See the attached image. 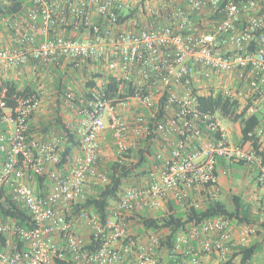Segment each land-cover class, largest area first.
Listing matches in <instances>:
<instances>
[{"label": "built area", "instance_id": "built-area-1", "mask_svg": "<svg viewBox=\"0 0 264 264\" xmlns=\"http://www.w3.org/2000/svg\"><path fill=\"white\" fill-rule=\"evenodd\" d=\"M29 2L34 9L28 24L17 38L10 36L13 46L0 47V79L21 82L20 72L34 63L36 72L60 62L103 63L133 94L114 103L96 93L80 111L79 149L65 161L63 136L28 137L43 98L14 96L9 108L0 97V188H8L32 216L30 229L0 221V264H225L233 256L240 264L242 251L254 243V227L238 226L236 240L234 223L221 217L163 245L161 234L135 227L132 219L167 213L173 202L188 211L200 209L207 195L217 198L221 175L228 176L226 168L218 173L219 160L244 163L264 184V0H91L107 26L88 20L90 0ZM120 12L134 18L119 25ZM83 25L93 28L91 38L63 34ZM2 27L18 26L3 18ZM218 95L238 103L239 113L260 116L250 134L261 141L259 150L232 142L220 112L202 110L201 99ZM158 117L150 125L148 119ZM107 133L116 160L149 134L157 136V158L137 185L123 187L102 221L83 206L91 188L109 182L100 158ZM263 254L250 264H258L256 258L264 264Z\"/></svg>", "mask_w": 264, "mask_h": 264}, {"label": "trees", "instance_id": "trees-1", "mask_svg": "<svg viewBox=\"0 0 264 264\" xmlns=\"http://www.w3.org/2000/svg\"><path fill=\"white\" fill-rule=\"evenodd\" d=\"M34 9V5L29 0H0V19H10L17 28L14 30H7L9 36L17 38L16 34L22 32L21 26L28 24L30 11ZM134 15L131 13L128 16L123 15L120 12L117 23L124 25L129 19H133ZM88 20L89 17H87ZM97 26H107V22L102 17L98 18V21L94 23ZM132 28V26H129ZM128 27V28H129ZM74 28H65L64 34L67 38L77 39V37L70 36L71 30ZM88 30V33H86ZM79 34H86L85 36L91 38L93 35V28H88L83 25L79 30ZM44 40L43 38L39 39ZM7 46H13L11 42ZM0 47H6L0 45ZM35 67L40 68L38 64ZM64 62L54 64L50 69L52 73L58 74L55 78V88L57 94L56 106L53 109L49 118L46 121H42L40 126L33 124L34 118L37 114H34L30 119V130L28 137L34 138V134H42L45 136L59 135L66 139L64 146L63 160H67L71 155L79 149V137L77 135L78 125L68 124L62 116V104L63 101H68V95L70 92H75L74 88L69 86V72L71 69L78 71L84 78V85L81 93L76 92L74 99L69 100L75 107L81 110L87 106V102L94 98L96 93L102 95V98L106 100L122 101L133 94L132 90L127 87L123 80H119L116 77L109 74L103 63H89L85 66L78 67L76 64H67V70L61 72V66ZM49 69V70H50ZM60 72V73H58ZM40 86V79L38 78L35 83L29 81L16 82L10 79H0V97L4 94L6 104L9 108H14L16 101L14 96H32L38 95L40 99L43 98V92L38 89ZM201 108L204 111H209L212 114L220 112L221 116L229 122L240 125V140L239 143L244 148H250L251 146L259 150L261 147V141L250 137L256 126L259 124L260 116H247L246 112L239 113V104L231 102L229 98L218 95L216 97L203 98L200 101ZM74 107V108H75ZM161 118L151 119L148 121L150 125L160 121ZM152 127V126H151ZM157 136L149 134L148 138L142 141V144L138 149L131 150L127 155H124V159L120 161L115 160L106 164L101 163V169L106 173L109 178V182L105 186H94L92 192L88 195L86 204L83 208L93 209L95 213L100 216L102 221L105 220L108 209L111 203L119 198L124 186L131 184L137 185L140 179H142L157 158L154 139ZM219 165L226 167L224 160H219ZM231 169L234 166L246 167L244 163H231L229 164ZM42 181L39 179V182ZM264 185L260 183L259 186ZM0 197L3 201L0 203V221L7 222L13 221L18 226L30 229L32 227L31 214L19 203H17L13 196L9 193L8 188H0ZM203 206L200 209L191 208L188 211H184L181 205L177 203H170L169 211L165 214L160 213L157 217H151L149 213L135 214V218L132 219L134 226H142L143 230L153 234H161V242L166 245L165 242H176L180 235L187 234L194 225H198L207 220H213L216 218H226L231 220L237 226L247 225L251 227H257V236L264 239V220H262L260 213L254 214L252 206L245 201L240 195H232L229 201H223L221 199L210 197L207 195L203 201ZM79 208H75V212H78ZM135 229V232L142 234L144 231ZM2 245L5 246V240H1ZM93 247L98 246V241L91 238ZM19 248L22 245L17 243ZM91 247V246H90ZM264 249V241L254 242L248 249L242 251L243 258L240 264H250L251 260L261 254ZM57 264H66L58 261ZM171 264H174L171 262ZM225 264H237L235 262V256H233Z\"/></svg>", "mask_w": 264, "mask_h": 264}, {"label": "rangeland", "instance_id": "rangeland-1", "mask_svg": "<svg viewBox=\"0 0 264 264\" xmlns=\"http://www.w3.org/2000/svg\"><path fill=\"white\" fill-rule=\"evenodd\" d=\"M1 40V39H0ZM5 45V43L0 42V45ZM67 65V64H66ZM66 65L61 66V72L67 70ZM60 73V72H58ZM58 74H53L52 70H38L35 72L33 70L26 72L20 79L21 85L24 81H29L35 83V81L40 79V86L38 87L41 92H43V102L42 106L45 112V120L54 111L56 106L57 94L55 88V78ZM69 86L74 88L75 92H70L73 96H76V92L79 94L82 91L84 85V78L82 75L71 69L69 72ZM262 105V104H261ZM73 103L68 101H63L62 104V116L64 120L70 125H79L78 114L79 109L75 107ZM219 123L221 126L227 130L232 142H239L240 137V125L236 123L229 122L224 119L221 115L218 116ZM101 163L106 164L108 162H113L117 158V149L112 139L111 134L107 133L102 141L101 151H100ZM228 176L224 177V186H222L219 192L218 198L223 201H229L232 195L242 196L246 202H248L252 208L254 214L261 215L262 220H264V185L259 186V176L255 177L254 173L249 171L246 167L234 166V169L229 167L227 169ZM93 188L89 191L92 192ZM165 214L164 212H161ZM160 213L155 214L153 217H157ZM236 225V224H235ZM237 226V225H236ZM256 230L255 235L258 233V228L254 227ZM253 235V236H255ZM264 256V254H263ZM258 264H262L259 258H256ZM207 264V263H206Z\"/></svg>", "mask_w": 264, "mask_h": 264}, {"label": "crops", "instance_id": "crops-1", "mask_svg": "<svg viewBox=\"0 0 264 264\" xmlns=\"http://www.w3.org/2000/svg\"><path fill=\"white\" fill-rule=\"evenodd\" d=\"M90 2H91V0H90ZM98 18H99V16H97V14L95 13V9H94V6L92 5V2H91V6H90V9H89V19H90V21L92 22V23H96L97 21H98ZM63 34H64V31H63ZM65 35V34H64ZM76 36L77 37V39H79V40H85V39H87V37L85 36L86 34H79V32H78V30H76V29H73V30H71V33H70V36ZM0 42H2V43H5V46H7L8 45V43L7 42H9V43H11L12 41H11V37L8 35V33H7V30H6V28L5 27H2L1 29H0ZM4 45V44H3ZM35 67V66H34ZM33 66L32 67H28V68H26L25 70H22L21 72H20V74H19V76H20V78L26 73V72H29V71H31L32 69H35ZM35 72H36V70H34ZM38 72V71H37ZM10 78V80H13L14 81V76H10L9 77ZM44 100V99H43ZM43 100H42V102H43ZM261 111H264V102L262 103V105H261ZM43 109V106L41 105V108H40V110L36 113L37 114V117L36 118H34V120H33V124L34 125H36L37 127L38 126H40L41 125V122L42 121H46L45 119V112H44V110H42ZM79 110L81 111V109L79 108ZM80 111H79V114H78V122L80 123V121L83 119V115H82V113H80ZM48 118H49V116H48ZM79 126V125H78ZM53 137V135L51 134V135H49V136H45V138H44V136L42 135V134H34V139H38V140H42V141H46V140H49L50 138H52ZM2 155H0V163H1V160H2ZM230 166H229V164H227L226 163V167H223V165L221 166V165H219V167H218V173H220L221 174V170L223 169V168H226V169H228ZM249 170V169H248ZM250 171V170H249ZM254 173V172H253ZM254 176L256 177H258V174L255 172L254 173ZM40 182H42V181H40ZM220 182H221V187L222 186H224V177L221 175V179H220ZM34 185H36V184H34ZM238 226H236L235 224H234V235H235V238H236V240L238 239V228H237ZM262 241H264V239L263 238H261V237H258L257 235H255V236H253L252 238H251V242H262ZM210 263V262H209Z\"/></svg>", "mask_w": 264, "mask_h": 264}]
</instances>
